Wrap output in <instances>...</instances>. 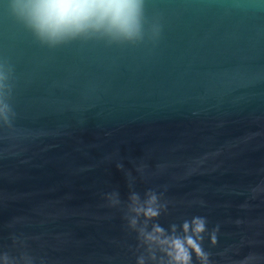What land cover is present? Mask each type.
<instances>
[{
    "label": "water",
    "instance_id": "obj_1",
    "mask_svg": "<svg viewBox=\"0 0 264 264\" xmlns=\"http://www.w3.org/2000/svg\"><path fill=\"white\" fill-rule=\"evenodd\" d=\"M144 12L51 47L0 0V264H264V0Z\"/></svg>",
    "mask_w": 264,
    "mask_h": 264
},
{
    "label": "clouds",
    "instance_id": "obj_2",
    "mask_svg": "<svg viewBox=\"0 0 264 264\" xmlns=\"http://www.w3.org/2000/svg\"><path fill=\"white\" fill-rule=\"evenodd\" d=\"M11 13L42 43L51 47L78 38L103 37L110 41H136L143 38L145 0H9ZM158 32V26L154 25ZM4 66L0 64V115L7 120L9 105L3 99L6 87ZM197 231L204 220L197 218ZM187 229V224H185ZM197 256H205L191 239ZM175 260L188 264V249L177 239Z\"/></svg>",
    "mask_w": 264,
    "mask_h": 264
}]
</instances>
